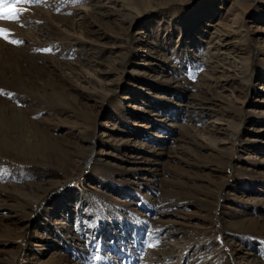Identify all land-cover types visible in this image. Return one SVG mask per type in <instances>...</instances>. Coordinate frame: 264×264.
Instances as JSON below:
<instances>
[{
	"label": "rangeland",
	"instance_id": "rangeland-1",
	"mask_svg": "<svg viewBox=\"0 0 264 264\" xmlns=\"http://www.w3.org/2000/svg\"><path fill=\"white\" fill-rule=\"evenodd\" d=\"M18 7L0 264H264V0Z\"/></svg>",
	"mask_w": 264,
	"mask_h": 264
},
{
	"label": "snow or ice",
	"instance_id": "snow-or-ice-1",
	"mask_svg": "<svg viewBox=\"0 0 264 264\" xmlns=\"http://www.w3.org/2000/svg\"><path fill=\"white\" fill-rule=\"evenodd\" d=\"M43 0H0V21H18L21 19L22 14L25 12L23 7L20 5H36L42 3ZM8 30L0 28V37L8 40ZM11 43L19 44L21 41L12 40ZM44 51H51V49H45ZM8 95H12L9 93ZM154 244H149L148 247H154ZM95 260L100 261L103 258L97 255Z\"/></svg>",
	"mask_w": 264,
	"mask_h": 264
}]
</instances>
